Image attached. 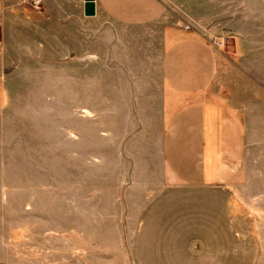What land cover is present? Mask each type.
Returning <instances> with one entry per match:
<instances>
[{"label": "crops", "instance_id": "0c3cea01", "mask_svg": "<svg viewBox=\"0 0 264 264\" xmlns=\"http://www.w3.org/2000/svg\"><path fill=\"white\" fill-rule=\"evenodd\" d=\"M11 100L20 161H62L46 264H264V0H0Z\"/></svg>", "mask_w": 264, "mask_h": 264}, {"label": "rangeland", "instance_id": "374dc122", "mask_svg": "<svg viewBox=\"0 0 264 264\" xmlns=\"http://www.w3.org/2000/svg\"><path fill=\"white\" fill-rule=\"evenodd\" d=\"M223 37L226 42L218 46V40ZM208 40L214 48L222 49L232 38L226 35ZM3 109L0 116V264H46L47 256L52 259L54 254L64 252L60 236L62 161H25L24 156L20 161L15 151L12 100L6 101ZM31 188L38 196V203L35 200L33 203L35 211L40 207V197L46 196L51 203L47 222L48 226L51 222L53 233L49 239L36 236L40 222L36 212L31 220ZM31 226L34 237H31ZM43 241L49 243L48 250Z\"/></svg>", "mask_w": 264, "mask_h": 264}, {"label": "built area", "instance_id": "2783aa9c", "mask_svg": "<svg viewBox=\"0 0 264 264\" xmlns=\"http://www.w3.org/2000/svg\"><path fill=\"white\" fill-rule=\"evenodd\" d=\"M19 2L22 4V5H26V6H29V7H32V8H35V9H38L41 7L42 3H43V0H19ZM226 38H221L218 40L217 42V45L218 46H222L225 42H226Z\"/></svg>", "mask_w": 264, "mask_h": 264}]
</instances>
